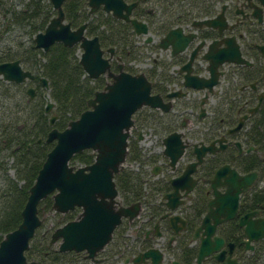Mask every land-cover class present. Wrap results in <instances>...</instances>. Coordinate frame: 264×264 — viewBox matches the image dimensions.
<instances>
[{
  "label": "water",
  "instance_id": "95a60500",
  "mask_svg": "<svg viewBox=\"0 0 264 264\" xmlns=\"http://www.w3.org/2000/svg\"><path fill=\"white\" fill-rule=\"evenodd\" d=\"M49 1L55 14L51 16L42 31L34 34V45L43 51H47L55 42L70 47L77 45L81 49L78 61L85 74L92 79L101 75L107 79L104 86L96 89L87 99V108L82 110L78 117L70 119L64 128L52 126L57 116L55 114L50 116L49 124L52 127L47 132L45 140L54 141V144L46 153L29 187L27 199L21 209V221L15 228L5 232L0 239V264H40L34 259L29 260L25 251L36 229L43 222L44 217L39 215L38 205L47 196H51L50 210L55 212L65 213L80 208L74 218L51 231L49 246L59 241L57 247L59 251H84L87 258L92 261L98 260V252L109 242L122 219L132 220L141 211L139 200L129 204L121 202L114 179L126 160L129 129L133 124L132 116L143 106L164 109L170 107V104L163 102L159 93L152 91V82L144 72L127 71L120 56L116 57L117 69L112 68L114 47L103 48L97 35H87V22L73 27L65 18L63 10L65 0ZM87 5L89 15L101 8L114 17L129 22L134 33L144 35L146 42L153 41L147 22L132 15L137 1L87 0ZM203 22L210 21L203 20ZM180 30V27L170 29L161 39L160 45L167 47L172 43L175 49L182 48L187 37H182ZM225 41L234 42V37H226ZM260 49L264 53L263 45H260ZM217 54L221 55L219 61L209 59L211 79L187 72L184 85L193 88L207 87L211 90L218 82L215 67L219 62L249 63L236 42L232 46L227 45L219 49ZM190 61L185 64L188 71ZM0 73L8 79L21 80L25 75L33 78L30 72L21 70L17 60L1 63ZM43 83L49 90L47 78L43 77ZM173 94L168 93L170 96ZM262 94L259 95V102ZM45 97L47 100L45 110L48 112L53 108L54 103L48 93ZM163 144V152L168 155L169 164L175 165L185 147L179 133L175 131L165 136ZM86 149H90L95 154L92 162L85 165L70 163L75 154ZM206 150L213 151V144L204 145L197 150L196 160L189 162L179 176L171 179L173 188L164 194L165 204L169 210H175L183 202L181 197L188 196L193 190L195 181L191 178V174L196 169V165L202 161ZM255 176L254 171L240 175L226 163L215 170L210 180L212 195L207 201V209L193 235V238L198 236L200 238L196 264H200L210 254L222 264H242L237 257L231 256V242H229V254L225 255L226 249L223 247L225 240L217 233V226L234 217L240 193L248 188ZM222 186L224 189H221ZM164 216H168L169 224L175 234H179L185 227V219L179 213H166ZM245 216L240 218L239 225H244L246 248H252L251 241L264 237V218L255 221ZM155 234L162 236V232L158 230V223L155 224ZM164 258V251L155 245L140 251L131 260L135 263L150 261V264H163ZM171 264H180V262L171 259Z\"/></svg>",
  "mask_w": 264,
  "mask_h": 264
},
{
  "label": "flooded vegetation",
  "instance_id": "af4514ba",
  "mask_svg": "<svg viewBox=\"0 0 264 264\" xmlns=\"http://www.w3.org/2000/svg\"><path fill=\"white\" fill-rule=\"evenodd\" d=\"M177 4L184 7H197L198 9L194 8L192 12L180 20L178 17H173L172 25L162 31L160 29L163 17L161 3L155 0V38L150 42L143 41L145 45H155V63H150L142 72L147 77L154 76L156 89L153 92L159 93L163 102L170 104V107L166 109L141 107L154 111V135L161 140L163 148L160 151L154 150L150 159L148 156L143 157V155L139 171L142 175L143 186L149 183L157 185L167 182L169 187L162 192L158 199L164 209L156 219L155 213H146L147 211L143 210L146 208L147 199H149L146 195L147 191L143 187L144 195L139 199L141 211L137 216L138 218L136 220V217L132 220L123 218L119 224L130 227L132 222L136 221L133 229L134 236L131 239L126 235L122 236L121 254L125 263L150 264V261L135 263L131 258L140 251L155 246L156 223H158V230L162 232L161 237L166 240L160 248L164 253L174 249L176 239L189 230L191 218L187 207L191 204L195 190L197 188L204 189L210 198L212 195L211 177L215 170L225 163L233 167L240 175L254 171L256 176L248 188L240 193L234 217L218 224L217 233L221 235L219 228L228 227L232 222H235L242 231L243 238L239 240V243L243 244V250L246 252L253 251L256 243L264 239L261 237L253 240L251 241L252 248H246L244 225H239L240 218L245 215L246 218L255 221L264 218V94H262L264 92V53L260 49V45L264 46V0H174L170 7L172 12L175 11L173 8L181 7ZM137 6H140L138 2L135 7ZM144 9L152 12V9L148 7H144ZM142 20L146 21L145 19ZM203 20L210 22H203ZM175 27H180L181 36L187 37L183 47L175 49L172 43L167 47L161 46V39L170 29ZM226 37H234V42L239 45L242 55L249 60V63L219 62L215 67L218 82L211 90L207 87L185 86L184 78L187 72L206 79L212 78L209 59L219 61L221 55L219 56L217 51L227 45L232 46L234 43L233 41H225ZM9 45L2 47L0 51ZM116 57L114 51L113 58L117 64ZM25 59L24 57L0 61L1 64L17 60L22 71L30 72L33 75V78L25 75L23 79L15 80L14 78L8 79L4 77L3 73H0V110L15 109L14 111L18 114H24L23 116L20 115L21 119L27 117L33 102L40 103L43 98L46 100L45 94L48 93L43 83V77L38 76ZM189 60L191 61L188 71L185 64ZM112 63L113 61H111ZM44 89L47 92H44ZM170 92L174 94L168 95ZM260 94H262V99L259 102ZM46 102L47 100L45 103L43 101L45 113H47L45 110ZM1 122L2 120H0ZM141 129L142 127L137 128L133 122L129 129V137L136 133L137 139L140 140L142 138ZM175 131L179 133L185 147L175 165L171 166L168 155L163 152V138ZM210 143L213 144L214 150H206L202 161L196 165V169L191 174V178L195 181L193 190L188 196L181 197L183 202L175 210H169L165 204L164 194L173 188L171 179L179 176L189 162L196 160L197 150ZM2 145L0 156L7 157V150L4 148L5 143ZM15 147L18 148L19 145ZM182 184L185 185V183ZM221 189L224 187L222 186ZM152 201L155 203V200ZM245 201L247 203L243 204ZM206 209L207 202L205 211ZM205 211L199 218H196L197 222L191 230L189 245L196 247V254L200 238L199 236L193 238V235ZM172 212L179 213L185 219V227L181 229L179 234H175L169 224L168 216H164V214H171ZM199 234H201L200 231ZM221 236L225 240L223 245L226 249L225 255L229 254V242H231V256L237 257L242 263L237 253L238 247L235 241ZM103 250L104 248L98 252V260L92 261L88 258V264H104L110 255L105 254ZM82 252L87 258L85 252ZM195 258L194 264H196ZM164 262L165 260H163V264ZM211 262L222 264L213 254L206 256L200 264H211ZM168 264H171V259Z\"/></svg>",
  "mask_w": 264,
  "mask_h": 264
},
{
  "label": "trees",
  "instance_id": "16d2710c",
  "mask_svg": "<svg viewBox=\"0 0 264 264\" xmlns=\"http://www.w3.org/2000/svg\"><path fill=\"white\" fill-rule=\"evenodd\" d=\"M126 1H137L139 3L140 6L134 8L133 15L137 18L145 19L149 29L155 33L153 13L146 11L141 6V3L147 0ZM158 3H161L160 7L163 15L160 23L162 31L172 25L171 20L173 17H178L180 20L192 12L194 8H197L184 7L177 4V6L181 7L173 8L175 11L172 12L170 7L174 0H158ZM15 7L12 4L5 6V2L0 0V16L4 19V22L0 21V24H5L3 29L0 28V36L11 25L22 26L27 32L35 34L38 31H42L51 16L55 14V10L49 0H27L22 7ZM187 9L188 11H186ZM63 10L66 20L73 27L87 22L86 34L89 36L97 35L103 48L114 47L115 55L120 56L122 60L135 57L134 49L136 50L140 45L137 43V36L129 22L116 18L101 8L89 15L87 13V0H65ZM12 45L0 51V61L25 57V61L35 70L38 76L47 78L49 84L48 94L59 115L53 124L54 127L62 129L70 119L78 117L80 112L87 108V99L93 95L96 89L102 88L105 84L106 78L104 76L101 75L92 79L85 74L78 61L75 46L70 47L61 42H55L47 51H43L34 45L33 40H29L27 44L21 41H13ZM145 47L154 48L155 45H145ZM111 66L113 69H117L116 62H113ZM124 68L126 69V67ZM126 70L132 72L128 69ZM147 78L152 82V91H155V81L151 77ZM14 110L11 108L0 110V120H2L0 123V149L3 146L2 143H5L6 156L12 157L11 167L14 170V177L6 178L7 167L6 161L3 159L5 156H0V172L6 179L2 188L3 199L0 206V239L5 232L15 228L21 221V209L27 199L29 187L33 183L46 153L54 144L53 141L47 142L45 140L47 132L52 126L49 124V117L44 111L43 101L40 103L33 102L32 108H30V112L25 119H21L20 115L22 114H18ZM130 139L129 137V148L126 156L129 159H138L139 150L136 144L133 143L134 141L130 145ZM16 145H19V147L16 148ZM142 156L143 154L141 155L140 163L144 157ZM93 157L94 153L90 149H86L81 153L75 154L70 163L77 159L80 165H85L90 163ZM148 157L149 159L151 158V156ZM115 181L119 193L122 195L123 204H129L141 199L142 195H144L143 187H145L148 197L147 193L149 191L155 193L152 198L146 201V213H155L156 219L158 214L163 211L164 207L162 204L158 200L153 203L152 200H156L157 194L161 195L164 190L168 189L169 185L167 182L157 185L152 184V187L147 189V185L143 186L140 171L134 173L124 169L115 174ZM208 198L209 195H206L204 189L197 188L195 195L191 198V204L187 207L191 218L189 230L176 239L173 251L175 253L174 259L179 260L181 264H194L196 247L189 245L191 230L197 222L196 218H199L205 211ZM246 203V201L243 202V204ZM51 204V196L42 199L38 205L39 215L43 213L44 209H50ZM77 209L79 210V208ZM55 215L56 218L51 226L47 227L45 220H43L36 229L34 236L30 239L29 247L25 251L26 257L29 260L34 259L40 264H88L89 259L84 257L82 251H59L57 246L53 244L49 246L48 243L53 228L75 217L72 210L63 214L55 213ZM119 226L115 228L114 232L117 231ZM219 233L228 240L235 241L238 247V256L243 264H264V239L256 243L253 251L246 252L243 250V244L239 243V240L243 238V234L235 222H232L228 227L219 228ZM110 256L112 255L110 254ZM211 264L214 263L211 262Z\"/></svg>",
  "mask_w": 264,
  "mask_h": 264
},
{
  "label": "rangeland",
  "instance_id": "374dc122",
  "mask_svg": "<svg viewBox=\"0 0 264 264\" xmlns=\"http://www.w3.org/2000/svg\"><path fill=\"white\" fill-rule=\"evenodd\" d=\"M5 2V6H10L11 4L16 6L15 8H20L24 5L25 1L27 0H3ZM46 1V0H43ZM142 7H148L150 9H152V13H153V17L155 18V0H147L146 2H142L141 3ZM6 19V18H5ZM0 21L4 22V19L0 16ZM4 23L0 24V28L3 29L4 27ZM150 34L153 36V38H155V33L151 30ZM33 36L34 34H31L30 32H27L25 28H23L22 26L19 27L18 25H11V27L9 29L4 30V34H2V36H0V49L6 45H12L13 41H21L24 43L29 42V40H33ZM144 41V35H138L137 36V43L140 45L139 48H137L136 50L134 49V54L135 57L132 58H125L123 59V63L124 66L126 67V69L132 71V72H140L143 71V69L147 68L148 65L150 63H155L154 62V58H155V49L154 48H147L145 47V44L143 43ZM13 46V45H12ZM76 47V54L79 55L81 52V49L78 48L77 45H75ZM108 55V53H106ZM112 61L115 63L116 60H114V58L112 59ZM104 76V75H102ZM152 79L154 78V76H151ZM104 78H106L104 76ZM107 79V78H106ZM153 81H155V79H153ZM44 92H47V90L44 89ZM43 101L45 103V98H43ZM137 111V112H136ZM135 113L133 114V122L137 125V128H141V132H142V138L140 140L137 139L136 137V133H134L133 135H130V145L133 143L136 144V147L139 150V158L138 159H129V157L126 156V160L123 163V169L126 171H133L134 173L139 172L140 169V159H141V155L143 154L144 157L147 156H151V154L153 153V151H160L163 148L162 142L161 140L156 137L154 135V126H153V114L154 112L149 109V108H139L138 110H136ZM52 114L57 115V117H59L58 113L55 110V107H53L49 112H47V117H50ZM143 118V119H142ZM143 121V122H142ZM129 148V146H128ZM4 161H6V167H7V172H6V178L8 177H14V170L11 167L12 165V157H4L3 158ZM71 164H75V165H79L80 162L75 159ZM5 177L1 174L0 172V206L2 203V199H3V194H2V188L4 187L5 184ZM152 187V183L147 184V189H150ZM149 195V199L152 198L155 193L152 191H149L148 193ZM160 194H157V199L155 201L158 200V198L160 197ZM118 198L121 200L122 202V195L121 193H119ZM75 210V211H74ZM72 210L74 212V215H76L78 213V209H74ZM143 210L145 211L146 208H143ZM142 210V212H143ZM43 213L41 214L46 222V226H51L53 221L56 218L55 213H59V214H63L60 212H55L54 210H50V209H44V211H42ZM138 217L135 218V220ZM64 223V222H63ZM136 221L132 222L130 227H126L121 224L116 232H113L112 234V238L111 240L107 243V245L104 247L103 252H105V254L108 255H112L110 256V258H107V260L104 262V264H131V263H125L123 261V257L121 254V244H119L122 241V236L126 235L129 239H131L134 236V227H135ZM54 229V228H53ZM125 232V233H124ZM166 240H163L162 237H155V245L158 247H162L163 244H165ZM58 243L59 241H56L53 245L58 247ZM175 249V248H174ZM169 250L168 252H165V262L164 264H168V261H170V259L175 258L173 251ZM107 256V255H106ZM113 257V258H111ZM103 264V263H102Z\"/></svg>",
  "mask_w": 264,
  "mask_h": 264
}]
</instances>
